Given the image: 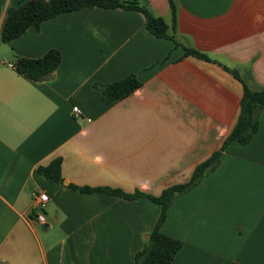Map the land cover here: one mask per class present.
I'll use <instances>...</instances> for the list:
<instances>
[{
    "label": "crops",
    "instance_id": "obj_1",
    "mask_svg": "<svg viewBox=\"0 0 264 264\" xmlns=\"http://www.w3.org/2000/svg\"><path fill=\"white\" fill-rule=\"evenodd\" d=\"M25 1L0 0V33ZM140 1L174 40L151 34L140 12L99 7L0 40V264H135L161 207L68 185L159 196L184 184L237 123L243 85L226 69L264 88V0H175V28L169 0ZM50 50L62 61L46 79L17 71L18 58ZM131 74L142 86L107 104L99 85ZM56 158L60 186L37 173ZM38 193L50 199L44 225L31 212ZM161 231L183 242L172 264H264V113L249 144L231 143L176 198Z\"/></svg>",
    "mask_w": 264,
    "mask_h": 264
},
{
    "label": "trees",
    "instance_id": "obj_2",
    "mask_svg": "<svg viewBox=\"0 0 264 264\" xmlns=\"http://www.w3.org/2000/svg\"><path fill=\"white\" fill-rule=\"evenodd\" d=\"M169 3L172 12V24L173 28H175L177 24V6L175 0H169ZM95 7L140 12L144 15L146 28L151 34L158 38L174 40V37L168 34L169 26L165 20L162 17L155 16L140 0H27L17 7H9L6 10L0 40L3 43H9L21 37L31 27L38 29L48 19L63 13ZM185 50L187 56L192 55L209 60L205 55L194 49L185 48ZM61 61V53L58 50H50L41 58H18L15 65L20 74L32 81L39 82L50 76L59 67ZM226 70L243 85L241 111L237 123L223 142L221 148L195 168L188 182L170 186L164 189L159 196L139 190L134 193H126L121 189L110 187L92 188L87 186L79 187L73 184L68 185V188L83 194L103 193L126 200L147 197L161 207V214L150 234L149 242L135 255V264H172L175 256L183 247V242L169 237L161 231L170 207L176 198L192 190L203 178L218 169L222 156L231 143L237 142L240 145H247L258 131L259 116L264 113V88L253 91L247 86L237 71ZM141 86V81L134 74L108 85H99L102 90V99L107 104H112L128 97ZM62 162L61 158H56L49 165L38 167L37 173L53 185H63Z\"/></svg>",
    "mask_w": 264,
    "mask_h": 264
},
{
    "label": "built area",
    "instance_id": "obj_3",
    "mask_svg": "<svg viewBox=\"0 0 264 264\" xmlns=\"http://www.w3.org/2000/svg\"><path fill=\"white\" fill-rule=\"evenodd\" d=\"M74 113L76 114V116H80L81 111L75 107L74 109ZM50 201L49 196L46 193H38L35 196V201H34V206L31 212H35L36 216L35 219L38 223L40 224H45V217L44 214L41 213V210L45 209L47 203Z\"/></svg>",
    "mask_w": 264,
    "mask_h": 264
},
{
    "label": "rangeland",
    "instance_id": "obj_4",
    "mask_svg": "<svg viewBox=\"0 0 264 264\" xmlns=\"http://www.w3.org/2000/svg\"><path fill=\"white\" fill-rule=\"evenodd\" d=\"M41 213H42V214H45V209L41 210Z\"/></svg>",
    "mask_w": 264,
    "mask_h": 264
}]
</instances>
